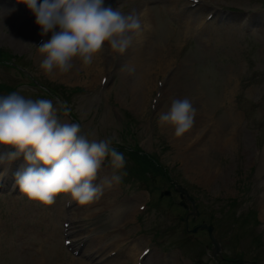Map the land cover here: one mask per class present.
<instances>
[{"label":"rangeland","instance_id":"374dc122","mask_svg":"<svg viewBox=\"0 0 264 264\" xmlns=\"http://www.w3.org/2000/svg\"><path fill=\"white\" fill-rule=\"evenodd\" d=\"M198 1L192 7L188 0H105L139 14L141 29L131 45L120 54L105 44L91 64L74 59L68 72L45 74L35 45L51 33L40 35L19 0H0V50L13 58L0 63V85L51 100L58 118L78 123L89 140L111 138L125 157L115 171L126 173L89 204L67 207L62 195L45 205L14 186L23 157L14 159L17 169L0 192V264H94L113 250L121 258L114 264H136L146 247L153 252L143 264H264V0ZM182 98L195 114L177 137L172 126L159 124L158 113ZM220 136L228 142L218 144ZM136 150L162 173L144 174L127 153ZM185 156L205 162L202 173L210 179ZM0 167L10 173L6 162ZM108 171L106 157L96 182ZM170 182L195 200L199 215L189 228L214 227L222 246L216 260L206 231H186ZM166 190L171 197L161 199ZM124 206L130 212L121 221L128 224L120 231L123 242L112 244L119 232L113 216ZM70 220L77 237L69 242H85L78 260L64 246L63 225Z\"/></svg>","mask_w":264,"mask_h":264},{"label":"clouds","instance_id":"9594fccd","mask_svg":"<svg viewBox=\"0 0 264 264\" xmlns=\"http://www.w3.org/2000/svg\"><path fill=\"white\" fill-rule=\"evenodd\" d=\"M19 2L33 14L41 36L51 33L35 45L41 56L38 66L45 74L68 72L74 59L91 64L105 44L111 52L122 54L141 29L135 10L124 13L106 6L105 0ZM194 114L187 98L173 99L167 111L158 113V122L172 126L179 137L191 127ZM0 149V164L23 157L14 173V186L28 199L45 205L62 195L79 205L89 204L104 187L126 175L115 171L124 168L125 157L111 146V138L89 140L78 123L58 118L51 100H32L16 92L0 96ZM106 157L113 171L96 182Z\"/></svg>","mask_w":264,"mask_h":264},{"label":"bare ground","instance_id":"6f19581e","mask_svg":"<svg viewBox=\"0 0 264 264\" xmlns=\"http://www.w3.org/2000/svg\"><path fill=\"white\" fill-rule=\"evenodd\" d=\"M196 6H198V5H196ZM200 6V5H199ZM171 11H173V9L171 10ZM191 12V11H190ZM191 21H190V18L188 19V21H187V23L189 24ZM187 29H190V25H188L187 27H186ZM149 59H153V56L152 55H149ZM140 64H142V63H144L143 61H141V62H139ZM54 75H56V74H54ZM102 77V76H101ZM220 138H222L221 136H220ZM219 140V139H218ZM217 140V141H218ZM216 141V142H217ZM228 142V140L226 139V137H223L220 141H218L217 143L218 144H223V143H227ZM217 145V144H216ZM215 145V146H216ZM202 153H203V151H202ZM199 155H201V151H200V154ZM185 159H186V161L187 162H191V164H190V168H193V169H203V170H201V173L200 174H202L204 177H205V179L208 181L210 178H209V175H208V173H202V171L204 172V167H206L207 165L205 164V162H203V161H201V160H196V161H189L188 160V158L185 156L184 157ZM24 162V161H23ZM7 164H8V166L10 165V163H12V161H10V162H6ZM20 167V166H19ZM1 168V167H0ZM5 170L6 169H3V171L5 172ZM16 170H15V167H13V164H12V171L11 172H15ZM4 172L2 173V175H0V181H2V182H5V181H8L9 180V175H4ZM18 188V187H17ZM122 210V211H121ZM129 212H130V210H129V208H127L126 206H124V208L123 209H120V210H118V211H116V216H113V220L115 221V223H117V226H116V228L117 227H119V226H121V224H123V222H121L122 221V219H125L126 217H127V215H129ZM72 215H74V214H72ZM75 217V216H74ZM72 234V233H71ZM120 242L122 243L123 242V238H122V233L119 231V232H117L116 233V235L115 236H113L112 237V244H116V245H120ZM141 253V252H140ZM140 253L138 254V255H136L135 256V261H136V259H137V257L139 258V255H140ZM107 255V254H106ZM151 255H152V252H150L149 254H147V256L144 258V261L146 262L147 260H149V259H151ZM130 255H128V258H130L129 257ZM120 257V255L118 254L117 256H115V257H113L112 259H110V260H108V261H106L104 264H114L116 261H118L119 259H121V258H119Z\"/></svg>","mask_w":264,"mask_h":264},{"label":"trees","instance_id":"16d2710c","mask_svg":"<svg viewBox=\"0 0 264 264\" xmlns=\"http://www.w3.org/2000/svg\"><path fill=\"white\" fill-rule=\"evenodd\" d=\"M7 61H12V58L5 51L0 50V63H6ZM4 90L9 91L10 89L0 85V92ZM128 154H130V157L136 162L137 167L143 170L145 174L153 171L162 173V169L139 150L130 151ZM239 263L242 264L241 261Z\"/></svg>","mask_w":264,"mask_h":264},{"label":"water","instance_id":"95a60500","mask_svg":"<svg viewBox=\"0 0 264 264\" xmlns=\"http://www.w3.org/2000/svg\"><path fill=\"white\" fill-rule=\"evenodd\" d=\"M175 190H176V192L181 193V198L183 200L187 198L191 202V204L193 205V210L196 212L197 208H196V206L194 204V200L188 195V192L185 189H183L182 187H180V186H177V188ZM165 194L169 195V193H164L163 195H165ZM186 221H187V219H186ZM202 228H207L209 233H210L211 240H212V243L214 245V249H213V252H212L211 256L216 257V255L221 253L222 248L219 245V243L215 240V238L212 236L213 227L203 226ZM193 232L195 233L196 230H194Z\"/></svg>","mask_w":264,"mask_h":264}]
</instances>
